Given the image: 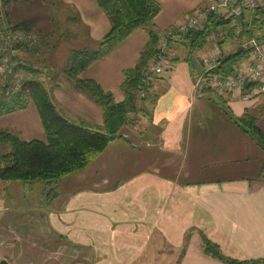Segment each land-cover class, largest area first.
<instances>
[{
    "label": "crops",
    "instance_id": "obj_1",
    "mask_svg": "<svg viewBox=\"0 0 264 264\" xmlns=\"http://www.w3.org/2000/svg\"><path fill=\"white\" fill-rule=\"evenodd\" d=\"M60 1L73 9L79 22V28L71 30L73 39L96 49L111 28L98 0ZM156 1L161 6L153 18L158 34L207 2ZM245 14L250 34L264 42V6ZM247 37L234 40L227 35L219 42L223 56L234 53ZM147 41L145 28L135 30L80 77L94 79L115 102L122 101L123 72L135 64ZM213 44L209 40L191 52L185 38L172 42L173 67L138 101L134 123L125 125L83 168L60 177L52 198L32 183L0 180V260L264 264V148L240 121L253 117L264 131V101L213 92L197 95L193 86L197 58ZM48 91L67 119L103 125L101 106L63 72ZM0 128L17 130L24 140H47L39 112L32 106L0 115ZM23 207L29 217L40 213L41 260L34 259L38 250L26 237L11 231L16 230L14 222ZM206 241L217 244L223 258L207 252Z\"/></svg>",
    "mask_w": 264,
    "mask_h": 264
},
{
    "label": "trees",
    "instance_id": "obj_2",
    "mask_svg": "<svg viewBox=\"0 0 264 264\" xmlns=\"http://www.w3.org/2000/svg\"><path fill=\"white\" fill-rule=\"evenodd\" d=\"M98 3L109 17L111 28L98 42L96 49L72 50L68 58V66L63 73L67 80L87 92L101 106L104 116L103 125L80 124L64 117L53 103L45 84L34 76L15 79L12 88L4 82L5 80L3 84L0 82V115L22 109L32 100L37 106L47 136L46 141L24 140L17 130L0 128V146L7 145L8 147L5 150H0V180L24 183L41 181L48 185L53 184L47 191V198H52L57 192L54 188L57 180L83 168L90 160L99 155L107 143L119 135L117 130L126 117L139 110L138 101L141 100L139 91L143 73L149 60L154 57L157 51L160 34L153 27V18L161 6L156 0H98ZM4 14L6 13L4 12ZM228 23L229 20L212 15L204 28L190 31L183 39L187 40L190 49H201L207 42L211 29L225 28ZM0 25L2 27H0V45L6 43L1 39L3 35L16 38L13 45L8 44L7 46L9 53L18 48L38 50L31 39H18L17 36H14L16 32L22 33L24 37L30 36V32L33 30L26 22L11 23L7 21L6 24ZM139 28L147 30L148 41L135 64L124 70V79L121 83L124 99L115 102L110 92H105L94 79L81 78L80 73ZM250 29L244 34L250 36ZM4 51H6L5 47L4 49L0 47L1 55ZM246 54V51L237 48L234 53L223 57L219 68L224 69L223 67L229 63L236 64ZM16 70H24L28 74L38 73L36 69L29 66L11 65V71L15 72ZM240 121L247 126L246 130L264 148V131L257 126L255 118L246 116ZM205 250L213 256L223 258L217 244L206 241ZM257 261L237 262L232 260L231 262L256 264Z\"/></svg>",
    "mask_w": 264,
    "mask_h": 264
},
{
    "label": "built area",
    "instance_id": "obj_3",
    "mask_svg": "<svg viewBox=\"0 0 264 264\" xmlns=\"http://www.w3.org/2000/svg\"><path fill=\"white\" fill-rule=\"evenodd\" d=\"M262 6L264 0H207L175 22L158 38L156 54L149 60L143 73L139 98H145L154 81L165 76L173 67L169 53L171 43L181 41L190 31L204 28L214 15L229 20V23L225 28L211 29L208 40L214 44L209 51H202L198 55V68L193 75L195 92L199 96L213 92L231 94L243 100L264 101V42L253 35L248 36L238 46L247 52L246 56L228 70L219 68L224 57L220 40L227 35L239 40L251 28L245 13H253Z\"/></svg>",
    "mask_w": 264,
    "mask_h": 264
},
{
    "label": "rangeland",
    "instance_id": "obj_4",
    "mask_svg": "<svg viewBox=\"0 0 264 264\" xmlns=\"http://www.w3.org/2000/svg\"><path fill=\"white\" fill-rule=\"evenodd\" d=\"M4 12L6 14H4ZM73 16V9L63 4L60 0H0V24H6L7 21L11 23L20 21L26 22L33 30V32H30V36L24 37V35L19 32L14 33V36H17L18 39H31L35 44L34 46L38 47L37 51L18 48L9 53L7 46L8 44L13 45L16 38L13 36L8 37L7 35L1 36V39L5 40L6 43H3L0 47L1 49L5 47L6 51L2 52V55L0 54V82L3 84L5 80L4 82L8 83L12 88L15 79L19 80V78L23 76L26 78L34 76L41 80L47 89L50 88L55 82V77L59 78V74L67 68L71 51L87 46L86 43L76 42V40L73 39L74 33H72L71 30L79 28V22L76 18H73ZM207 42H209V40H207ZM190 51L192 52V49H190ZM11 65L29 66L36 69L38 73L28 74V72L24 70L12 72ZM29 106L37 109V106L32 100H30L24 108ZM137 112L130 113L128 117H126L125 121L117 130L118 134H121L125 125L130 124L132 121L134 123ZM44 141H46V139ZM0 148H2L0 150H5V148L8 147L4 145L0 146ZM32 184L33 187L37 189L47 191L53 186V184H49V187L48 184L45 185V183L41 181H32ZM18 198H21V196ZM19 210H21V212H19L20 215H17L16 222H14L16 223V230L14 231L12 229L11 231L15 235L20 234L19 236L22 235L24 238L26 237L28 239L27 241L31 242L32 246L38 250V252L36 251L34 253V259L41 260L44 257L40 251V244L43 237L40 213L39 216H32L31 214L29 217L27 216L26 208L23 207ZM35 214L38 213L35 212Z\"/></svg>",
    "mask_w": 264,
    "mask_h": 264
},
{
    "label": "water",
    "instance_id": "obj_5",
    "mask_svg": "<svg viewBox=\"0 0 264 264\" xmlns=\"http://www.w3.org/2000/svg\"><path fill=\"white\" fill-rule=\"evenodd\" d=\"M0 264H7L5 260H0Z\"/></svg>",
    "mask_w": 264,
    "mask_h": 264
}]
</instances>
